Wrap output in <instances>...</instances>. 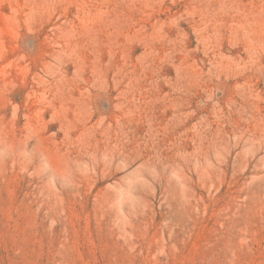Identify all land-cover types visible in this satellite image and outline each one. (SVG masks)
<instances>
[{
	"label": "rangeland",
	"instance_id": "obj_1",
	"mask_svg": "<svg viewBox=\"0 0 264 264\" xmlns=\"http://www.w3.org/2000/svg\"><path fill=\"white\" fill-rule=\"evenodd\" d=\"M0 264H264V0H0Z\"/></svg>",
	"mask_w": 264,
	"mask_h": 264
}]
</instances>
